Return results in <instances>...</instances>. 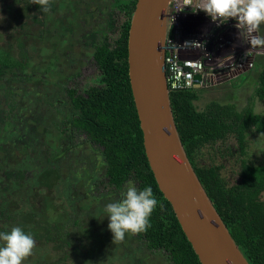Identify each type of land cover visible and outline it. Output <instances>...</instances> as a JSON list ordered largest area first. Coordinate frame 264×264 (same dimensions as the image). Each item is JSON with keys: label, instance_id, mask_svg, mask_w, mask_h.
Returning <instances> with one entry per match:
<instances>
[{"label": "trees", "instance_id": "trees-1", "mask_svg": "<svg viewBox=\"0 0 264 264\" xmlns=\"http://www.w3.org/2000/svg\"><path fill=\"white\" fill-rule=\"evenodd\" d=\"M136 3H127L128 20L117 40L105 38L96 47L101 87L84 93L52 82L49 71L33 61L36 43L25 46L28 34L0 39V231L20 226L36 243L62 247L69 244L72 219L78 225L90 219L103 224L104 206L120 199L131 180L138 189L150 185L158 200L150 226L132 233L134 239L166 264H202L146 154L128 62ZM20 29L25 35V22ZM204 89L171 92L181 140L245 257L250 264H264V164L246 156L250 131L264 132V113H256L254 105L202 107ZM257 96L264 101V69ZM233 134L241 155L235 182L228 179L223 154L215 151ZM87 147L96 152L95 159ZM59 186L66 196L60 205L55 202L61 198Z\"/></svg>", "mask_w": 264, "mask_h": 264}, {"label": "water", "instance_id": "water-1", "mask_svg": "<svg viewBox=\"0 0 264 264\" xmlns=\"http://www.w3.org/2000/svg\"><path fill=\"white\" fill-rule=\"evenodd\" d=\"M171 2L138 0L129 31V76L146 154L201 263L250 264L198 177L178 131L165 69Z\"/></svg>", "mask_w": 264, "mask_h": 264}, {"label": "flooded vegetation", "instance_id": "flooded-vegetation-1", "mask_svg": "<svg viewBox=\"0 0 264 264\" xmlns=\"http://www.w3.org/2000/svg\"><path fill=\"white\" fill-rule=\"evenodd\" d=\"M131 1L48 0L47 6L49 10L47 12L42 10L43 5L41 4V0H0V4H3L4 12L8 13V17L14 19L15 25H13L14 32L12 33L15 35L19 31L13 38H26L27 34L32 31L31 24L33 23V25L38 26V33L35 34L36 36L33 33V36L36 40L35 43L38 40V55L40 58L42 57L41 60L44 61L46 51L50 54L48 59L50 61L41 65L44 70L49 71L50 79L52 81L54 80L53 83H67V88H76L79 92L84 93L90 87H101V69L95 58L96 47L105 38L112 43L117 40L124 24L128 20L126 9L127 3ZM0 9H2V6H0ZM18 13L21 14L20 17H17ZM22 22L26 23L27 31H25V35H23L22 29H20ZM6 31L10 33L12 30L6 29ZM89 58L94 62L93 65L95 66V70H97L95 72L99 73L97 75V81H94L93 85L82 87L75 83V79L81 76L82 69L86 62L89 61ZM66 70H69V73L65 75ZM53 74H57L58 79L53 78ZM68 83H72L73 86L68 85ZM259 104L260 102H257L254 108H258ZM251 131L255 132L257 130L254 127ZM257 134L260 137L264 136L262 132L257 131ZM257 134L256 136H258ZM231 137L234 140L237 139L234 134ZM236 143L238 144L237 140ZM237 149L239 151V146ZM246 150V156L252 161L256 164L258 162L264 164V150L262 148H256L254 150L255 152H252L249 141ZM233 157H237L236 152L233 154ZM233 160L237 161L236 159ZM235 177L239 178L237 173H235ZM55 202L60 205L61 198L58 196L55 197ZM75 219H72L71 222L68 239L69 244L58 247V245L48 244V246H42L36 243L34 247L36 254L27 257V260L29 259L27 263L106 264L108 258L105 262L103 256L109 250V245L112 254L122 246L123 241L113 240V235L108 229L109 221L107 217L103 224L98 222L95 224L98 220L90 219L89 222L80 221V225H78ZM43 250H47L48 255L44 253L37 255L39 251L42 252ZM53 257L54 260L52 259ZM98 260L101 262L96 263ZM144 263H147L145 259L142 263L138 264Z\"/></svg>", "mask_w": 264, "mask_h": 264}, {"label": "clouds", "instance_id": "clouds-1", "mask_svg": "<svg viewBox=\"0 0 264 264\" xmlns=\"http://www.w3.org/2000/svg\"><path fill=\"white\" fill-rule=\"evenodd\" d=\"M47 2L41 0L44 12L49 10ZM196 11H203L211 21L218 22V26L234 19L235 27L246 32L251 47H264V35L259 34L260 26L264 24V0H198L193 12ZM157 205L158 200L150 185L138 189L133 181H127L120 199L103 208L113 240L123 241L126 233L145 231ZM35 245L33 235L20 226L0 231V264H24Z\"/></svg>", "mask_w": 264, "mask_h": 264}, {"label": "rangeland", "instance_id": "rangeland-1", "mask_svg": "<svg viewBox=\"0 0 264 264\" xmlns=\"http://www.w3.org/2000/svg\"><path fill=\"white\" fill-rule=\"evenodd\" d=\"M0 6H2V9H0V39L6 40L8 38H11L12 36L15 37L16 33H18L19 31L16 32L15 35L12 33V32H14V29H13L14 28L13 25H15L14 19H10L8 17V13L4 12L5 9L3 8V4H0ZM5 28L7 30H12V31L9 33L6 31ZM31 28H32V31H31V33L28 34L27 45L25 44L26 47L33 46V45H29V44L36 41L34 36H33V33H34V35L38 33V26L33 25V23H32ZM259 33H260V35H264V24H261L260 29H259ZM37 44H38V40H37V43L35 45H37ZM256 50H257L255 53L256 56L259 54V55H263V57H264V47H256ZM37 55L38 54L34 55V57H33V59H34L33 61L36 62L37 64L41 65L43 63H46V62L48 63L50 61V60H48L50 57V54L48 51L45 52L44 61L41 60L42 57L40 58L39 55L38 56ZM93 63L94 62L89 58V61L86 62V64L84 65V67L82 69L81 76L78 77L77 79H75L76 82L74 81L77 85H80L82 87H88L90 85H93L94 81H97V75L99 72H95L97 70H95V66L93 65ZM44 66H46V65H44ZM262 68H263V65H262V63H260L258 65L257 69H255V74L253 75L254 79H252L251 81H248V83H247L248 85L246 87H244V86L246 83V79L249 75L247 76L246 74H241L237 79H235V84L237 86H241L243 84L242 89L240 91L242 93L239 94L236 91H233V93H232L231 91H229V89H225V90L221 91V94L220 93L208 94L209 93L208 92L204 95V97H205L208 94L206 96L207 98L202 99L201 106L205 107L207 104L212 103L213 99L218 104H221L223 102L222 101L223 99L224 100L230 99L232 96L234 98L239 99V102H240L239 104L243 106L242 108H245L248 105L249 106L255 105L257 102H259V101H257L258 100L257 91L260 87V76H261ZM68 71L69 70H66L65 75L69 73ZM94 73H96V74H94ZM52 77L58 79L57 74H53ZM253 80H254V82H253ZM52 82H54V80ZM68 85L73 86L72 83H68ZM203 92L204 91L202 90L201 94H203ZM242 97L244 98L245 102L240 101V99ZM210 99H212V100L209 101ZM207 102H209V103H207ZM260 103L261 104H259L258 108H256L255 110L257 113H264V101L260 102ZM242 108H238V109H242ZM262 133L264 134V132H262ZM256 134H257V131H255V132L251 131V133L249 134V137H248V143L250 141V149L252 152H255L254 150L256 148H258V149L262 148L264 150V146H263L264 145V136L260 137V135L257 134L258 136H256ZM86 151H87L86 153H88L90 155L91 159L96 158L95 156L97 154H96V152H94L92 150V148L87 147ZM215 151L223 154L224 157H222L221 160L226 165V168H227L226 173H227V176L229 177L228 179L230 181L235 182L238 179V177H235V173H237L239 176L237 166L239 163L238 157H240L239 151L237 149L236 140H234L232 137H230L227 145L225 144L222 146L219 144V149L216 147ZM235 152L237 155L236 158L233 157V154H235ZM261 152H262V150H261ZM233 159H236L237 161H235ZM59 188H60V186H59ZM80 188H82V187H80ZM62 190L63 189L61 187L59 195L61 196L62 201L60 202V204L61 203L65 204L66 201H63V200L65 199L66 196L64 195V192H62ZM83 190H84V188H83ZM90 199H92V198H90ZM104 222H105V220H104ZM110 250H111V247L109 245V250H107V252L103 256V259L105 262H106V259L108 258V262L106 264H138L137 260L139 258L145 259V261L147 263H144V264H166L165 259L162 255L150 253L144 247V245L142 246V244L140 243V241L138 239L137 240L134 239L132 233H126L125 238L123 240V244L121 247H119V249L117 251H115L112 254L110 252ZM43 253L45 255L46 254L48 255L47 250H43L42 252L39 251L37 253V255L43 254ZM35 254H36V251L33 249L32 255H35ZM47 259L49 260V258H47ZM52 259L54 260V257ZM28 260L26 258V260L24 261V264H28L27 263ZM99 262H101V261L98 260L96 263H99Z\"/></svg>", "mask_w": 264, "mask_h": 264}, {"label": "built area", "instance_id": "built-area-1", "mask_svg": "<svg viewBox=\"0 0 264 264\" xmlns=\"http://www.w3.org/2000/svg\"><path fill=\"white\" fill-rule=\"evenodd\" d=\"M197 3L198 0H172L171 2V9L167 16L168 35L165 43V69L171 92L202 88L207 85L209 79L219 77V74L224 78H231L233 75L255 67L257 50L248 43L245 31L247 49L230 59L227 64H217L216 59L207 53L208 47L205 44L197 38H187L183 35L180 23L182 15L205 14L203 11L193 12ZM235 24L236 21L231 18L227 22L228 26H235ZM197 75L201 76L200 80L196 79Z\"/></svg>", "mask_w": 264, "mask_h": 264}, {"label": "crops", "instance_id": "crops-1", "mask_svg": "<svg viewBox=\"0 0 264 264\" xmlns=\"http://www.w3.org/2000/svg\"><path fill=\"white\" fill-rule=\"evenodd\" d=\"M180 23L182 27V32L185 37H194L199 39L203 44L208 47L207 53L213 56L216 59V63H224L227 62L242 53L245 49H247V41L245 37V32L243 29H237L235 26H228L227 23L219 24L218 22H213L206 14H194V13H186L182 15L180 18ZM255 67L249 71L242 72L240 74L233 75L231 78H224V76H217L216 78H211L207 82V85L202 87L205 88L202 94V99L207 98L208 94L220 93L225 89H229L233 93L236 91L240 92L242 89L241 86H237L235 84V79H237L241 74H246L248 77L246 79L245 86L248 84V81H251L253 75L255 74V69H257L258 65L262 63L264 69V57L263 55H257L255 57ZM211 81V82H210ZM254 82V80H253ZM237 86V87H236ZM243 87V88H244ZM201 88V89H202ZM209 92V93H208ZM208 93L205 97L204 95ZM222 97V96H221ZM210 99L209 101H211ZM212 103H217L214 99ZM222 105L225 104H233L238 108H242L240 105L239 99L234 98L233 96L230 99L222 100ZM241 102H245L244 98L240 99ZM259 102L260 99L258 98ZM247 102V101H246ZM209 103V102H207ZM261 104V103H260ZM249 106V105H248ZM246 108V107H245ZM243 109V108H242ZM255 109V108H254Z\"/></svg>", "mask_w": 264, "mask_h": 264}]
</instances>
